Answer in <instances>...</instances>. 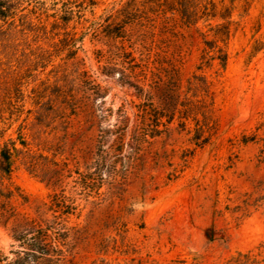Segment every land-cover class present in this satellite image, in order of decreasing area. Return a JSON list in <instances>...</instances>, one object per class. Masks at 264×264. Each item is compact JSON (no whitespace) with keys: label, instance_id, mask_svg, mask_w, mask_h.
<instances>
[{"label":"rangeland","instance_id":"1","mask_svg":"<svg viewBox=\"0 0 264 264\" xmlns=\"http://www.w3.org/2000/svg\"><path fill=\"white\" fill-rule=\"evenodd\" d=\"M10 1L0 264L45 228L34 264H264V0H189L195 25L164 0ZM212 15L229 17L225 45ZM117 19L135 23L113 38ZM175 105L158 136L134 135L142 109Z\"/></svg>","mask_w":264,"mask_h":264},{"label":"trees","instance_id":"2","mask_svg":"<svg viewBox=\"0 0 264 264\" xmlns=\"http://www.w3.org/2000/svg\"><path fill=\"white\" fill-rule=\"evenodd\" d=\"M166 2L165 5L160 4L159 7L166 12L171 14L176 13L181 19H188L190 20L189 24L195 25L199 22V19L203 18H196L197 12L200 10L197 6H191L189 0H164ZM171 5V6H170ZM171 7V8H170ZM17 6L13 4L10 0H0V27L5 25L9 22H14L13 14L17 11ZM135 9L133 5H123L122 8L119 10L118 14L125 13L124 15H128ZM129 11V12H128ZM213 19H221L223 23L217 24L213 27V37L216 42H220L225 45L228 37H229V17L222 18L221 16L212 15ZM204 20V19H203ZM208 20V19H207ZM205 20V21H207ZM211 20V19H210ZM116 32L112 35L113 38L121 37V33L125 30L126 27L132 26L134 21L132 22H125L122 19H117L114 21ZM206 44L209 42H205ZM213 48L216 47L217 49V59L219 60L222 67L225 66L226 63V52L223 48L219 46H212ZM178 105H175L171 111L163 112L159 110H152V109H142L141 115L134 130V135L138 139L144 138H154L160 134L159 127L164 125L163 119L166 118L165 122L170 123L173 120V115L176 112ZM163 113H170L168 117L164 116ZM253 141V139L244 138V142ZM17 151L14 142H10V145H4L0 148V173L3 176L9 178L12 172V165H13V156L14 153ZM50 232L51 229L45 228L41 233H37L36 235L34 232H27L26 237V245L24 247V254L23 257L16 258L15 264H34L37 261V254L44 256L47 254L48 249L50 247ZM32 233V234H31ZM30 235V236H29ZM261 261L258 260L256 255H253L252 252L247 253H237L235 256H232L228 264H261Z\"/></svg>","mask_w":264,"mask_h":264}]
</instances>
